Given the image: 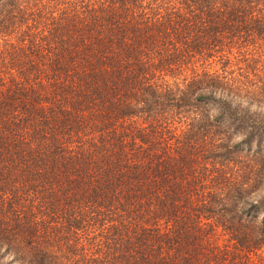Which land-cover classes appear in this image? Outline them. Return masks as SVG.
<instances>
[{"label": "trees", "instance_id": "1", "mask_svg": "<svg viewBox=\"0 0 264 264\" xmlns=\"http://www.w3.org/2000/svg\"><path fill=\"white\" fill-rule=\"evenodd\" d=\"M0 264H264V0H0Z\"/></svg>", "mask_w": 264, "mask_h": 264}]
</instances>
